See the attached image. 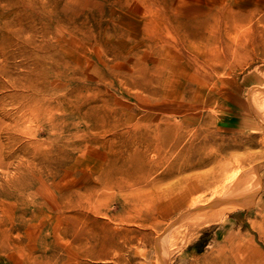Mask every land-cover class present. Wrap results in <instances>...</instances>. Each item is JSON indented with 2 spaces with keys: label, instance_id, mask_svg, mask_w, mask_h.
Instances as JSON below:
<instances>
[{
  "label": "rangeland",
  "instance_id": "374dc122",
  "mask_svg": "<svg viewBox=\"0 0 264 264\" xmlns=\"http://www.w3.org/2000/svg\"><path fill=\"white\" fill-rule=\"evenodd\" d=\"M223 263L264 264V0H0V264Z\"/></svg>",
  "mask_w": 264,
  "mask_h": 264
},
{
  "label": "bare ground",
  "instance_id": "6f19581e",
  "mask_svg": "<svg viewBox=\"0 0 264 264\" xmlns=\"http://www.w3.org/2000/svg\"><path fill=\"white\" fill-rule=\"evenodd\" d=\"M239 160H240V158H239ZM248 172L244 173V174H247V175H245L243 177H245L247 179L246 176H250L251 178L247 179L248 181H250V183L247 182V180L242 179V178L240 180H237V182L235 183L234 181L231 180L230 177H228V178L227 177L226 178H224V177L222 178L221 177L222 178V181H221L220 176L222 174H220V173L219 174H214L213 181L215 182V184L211 185V189L214 188V187H212L214 185H218L220 183H223V185L220 187V189L218 191L214 190L215 192H214V194H212V198L210 197V199H208V200L198 201L194 205L195 207L192 209V211L189 209L191 212L187 211L190 214H193L196 211H198V213H199L198 216H196L194 218V220L196 221V223H195L196 227L199 228V226H202V225H205V224H209V222H211L212 220L215 219L213 217L215 215L213 213V210H214V208H216V205H217L218 201H220L219 204L222 201L223 202H232L233 206H234L233 209H232V212H234L239 207H241V205L243 204V203H240L239 201H241V200H243L245 198H249V197H253V198L256 197L257 193L261 190V188L258 187L256 189H253L251 184L252 183H254V184L258 183L257 175H255L253 170H251V169ZM253 186H255V185H253ZM209 191L211 192V190H209ZM235 201H236V203H234ZM182 203L183 202H181V201L178 202V206H181ZM241 208H243V207H241Z\"/></svg>",
  "mask_w": 264,
  "mask_h": 264
}]
</instances>
